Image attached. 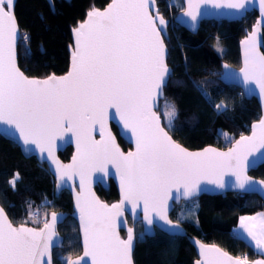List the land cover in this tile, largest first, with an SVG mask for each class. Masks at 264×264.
<instances>
[{"label":"snow or ice","instance_id":"snow-or-ice-1","mask_svg":"<svg viewBox=\"0 0 264 264\" xmlns=\"http://www.w3.org/2000/svg\"><path fill=\"white\" fill-rule=\"evenodd\" d=\"M250 3L252 0H187L184 15L195 22L201 15V5L242 12ZM154 4L155 0H111L103 11L93 8L87 19L73 29L71 70L64 76L37 79L26 76L16 64L19 29L14 0H0V123L14 126L25 145L46 150L62 184L66 183L65 177H80L81 194L76 197V207L84 252L76 260L66 258L64 264H88L85 257H91V264H132L133 229H127L126 239L117 231V218L122 216L125 202H131L133 210L143 202L147 225H153L154 213L176 229L179 220L174 224L168 218V201L179 198L173 197V189L186 198L203 190L202 180L222 189L227 170L236 175L240 188H259L245 174L247 165L243 162L252 150L264 148V118L253 125L251 136L242 135L227 152L213 148L190 152L165 130L162 116L170 127L176 108L166 103L162 113L157 110L170 69L160 35L166 21L158 10L152 14ZM259 6L264 14V0H259ZM255 36L254 30L243 42L244 67L240 71L246 82L254 81L264 93V54ZM195 86L208 97L200 85ZM215 107L221 110L226 106L221 102ZM110 109L134 137L135 151L125 154L116 144L107 128ZM97 125L100 140L92 135ZM67 132L76 136L77 155L71 165H62L55 159L53 146ZM109 164L115 166L122 190L121 203L111 206L86 190L89 172L95 168L105 170ZM18 178L17 173L10 181L13 187ZM58 221V214L52 212L51 220L45 219L42 228L23 224L15 227L0 208V264H52ZM240 223L250 243L264 252V216L241 217ZM200 248L202 260L195 264H249L246 257L234 259L215 246ZM253 264H264V260Z\"/></svg>","mask_w":264,"mask_h":264},{"label":"trees","instance_id":"trees-1","mask_svg":"<svg viewBox=\"0 0 264 264\" xmlns=\"http://www.w3.org/2000/svg\"><path fill=\"white\" fill-rule=\"evenodd\" d=\"M108 2L52 0L49 4L46 0H16L13 10L19 28L18 67L29 77L64 74L68 69L71 29L88 10L101 9ZM155 4L165 19L182 9L181 0H155ZM255 18L256 13L251 11L240 21H202L194 34L173 22L168 25L164 43L166 63L172 72L164 89V99L175 105L176 115L170 127L163 119L162 124L182 146L191 150L209 145L224 149L235 138L247 134L250 124L258 119L259 107L255 99H245L237 87L223 85L218 80L221 63L235 68L239 66L238 42ZM21 37H27V40ZM262 44L264 54V30ZM195 85H200L208 97ZM221 102L226 107L217 110L215 105ZM111 129L117 136L113 125ZM220 131L228 134L230 141L225 143ZM117 141L122 150L129 148L118 137ZM70 154L71 148L67 147L58 156L67 161ZM17 173L19 178L13 187L7 181L13 180ZM249 174L264 180V164ZM95 192L107 203L117 199L111 182L107 190L96 187ZM0 206L13 224L34 227L42 225V220L51 211L66 213L67 217L57 228L63 237V246L53 251V264H64L66 258L79 255L77 227L70 216L68 192L63 190L55 195L53 179L46 166L33 157L24 158L15 144L1 137ZM190 208L192 212H188ZM176 209L179 210L177 217L173 215ZM257 212L264 214L263 204L257 196L236 192L201 195L181 201L169 216L176 222L179 220L187 233L203 243L217 245L235 257H246L250 262L264 258V252L241 236L237 225L240 216ZM134 228L141 230L139 223ZM195 258V251L185 237L168 236L157 230L153 237L137 238L132 252L133 264H193Z\"/></svg>","mask_w":264,"mask_h":264},{"label":"water","instance_id":"water-1","mask_svg":"<svg viewBox=\"0 0 264 264\" xmlns=\"http://www.w3.org/2000/svg\"><path fill=\"white\" fill-rule=\"evenodd\" d=\"M14 0V5H15ZM69 1V0H65ZM49 4H51L52 0H46ZM111 3V0L101 9L99 10H104L107 8V6ZM182 3V9L179 10L171 19H165L166 21V26H164L163 31L161 32V38L163 39V42L165 39H167V27L170 24V22H173L175 25L178 27H181L185 29L186 31L194 34L196 33L199 24L202 21H215V22H220V21H225V22H232V21H240L246 13L254 11L256 13V18L253 22V24L250 26L249 30L245 31L244 36L239 40L238 42V54H239V66L237 68L232 67L228 64L221 63V73L218 76V80L223 84V85H231L237 87L243 97L245 99H255L258 107H259V117L257 120L252 122L249 126L248 133L243 135L245 137H249L252 135V130H253V125H258L259 121L264 118V93H261L258 85L254 81H245L243 74L241 73V68L244 67V52H245V44L243 43L245 40L249 39L253 31L255 30L256 36H255V41L257 44V47L259 48V51L262 53V43H263V30H264V14H262L260 6H259V0H252V3L248 4L246 6V9L242 12H237L236 10L228 9L226 7H220L216 8L212 4H204L201 5V15L197 18L195 22H192L189 17H186L184 15L185 10L187 9V0H181ZM96 9V8H95ZM92 9L88 10L84 18L76 24L74 28L71 29V47L69 48V57H68V69L67 71L62 74V75H55L57 77L64 76L66 75L70 70H71V60H72V52L74 51V32L73 29L77 28L80 23H83L87 19V13L91 11ZM150 11L152 12L153 15L156 14L157 8L156 4H154L151 8ZM193 24L195 26H193ZM18 25V24H17ZM158 27H160L158 25ZM19 29V28H18ZM18 39H19V33H18ZM17 39V42H18ZM17 46V44H16ZM165 52H164V58L166 62V55H167V48L165 46ZM263 54V53H262ZM16 64H17V54H16ZM167 64V63H166ZM225 65L227 67H225ZM18 66V65H17ZM168 66V65H167ZM170 69V75H171V68L168 66ZM20 69V68H19ZM21 70V69H20ZM22 71V70H21ZM23 72V71H22ZM54 74H49L48 76H51ZM46 76V77H48ZM29 77V76H28ZM43 78H37V79H44ZM29 78H36V77H29ZM169 78V77H168ZM168 81V79H167ZM164 99V98H163ZM161 99V100H163ZM160 100V101H161ZM159 101V103H160ZM158 110V109H157ZM111 125H113L116 129L117 136L113 133L111 129ZM107 128L111 131V134L113 137H115V142L119 146L120 150L127 154L130 151H135V139L132 137L131 132L128 129H125L123 127L122 121L119 119L117 115H115V110L110 109L109 110V115L107 119ZM166 130V129H165ZM167 131V130H166ZM92 135L94 139L100 140V133H99V126H96V129L92 132ZM170 135V134H169ZM0 137L12 142L17 146L19 149L20 154L24 158H30L33 157L38 163H43L47 170L48 173L51 175L54 183V193L55 195H58L61 191H67L70 200H71V209L72 212L70 213V216L73 218V220L76 223L77 227V233H78V243L80 246V253L76 257L71 258L72 260H76L79 257L83 256L84 252V243H83V232L81 229V221H80V214L79 210L76 207V197L81 194V189H80V177L79 175H74L72 179H67L65 177L66 183H61L59 180L57 173H56V165L52 162V160L48 157L47 151L41 152L39 148H37L35 145H25L23 141L19 138V132L14 128V126H10L7 124L0 123ZM117 137L120 138L122 141H124L129 148L127 150H122L120 145L118 144ZM241 136L235 138L228 147L222 149V148H217L215 146H205L200 149L196 150H191L188 149L184 146H181L186 148L190 152H199L202 151L205 148H213L216 149L219 152H227L230 148L235 146V142L240 139ZM174 140V139H173ZM177 142V141H176ZM178 143V142H177ZM70 147L71 148V154L68 158L67 161H62L58 153L62 152L65 148ZM258 148V145H257ZM53 152L55 159L59 161L60 164L62 165H71L73 163V157L77 155V139L76 136L71 133H63L62 136L58 137L53 146ZM244 164L247 165L246 167V175L248 178H250L252 181L256 182V184L259 185V188L255 190H246L244 188H240L239 182L237 181L236 175L233 174L232 170H227L223 174V181L225 182V187L224 188H217L215 184H211L208 182V180H202L200 187L203 189L200 191L198 194L192 196V197H184L183 195L177 193L176 189L172 190V195L173 197H179L178 199H170L168 201L169 204V209H168V218L170 219L169 214L173 211L175 205H179L181 201H189L193 198H197L201 195H220L223 193H243V194H253L257 196L264 208V184H260L261 181H264L263 179L255 178L249 174L251 170H255L258 166L264 164V148H258V150L254 149L251 151L250 154L247 155L246 160L243 162ZM212 179H215V177H211ZM112 183L113 186L115 187L116 193H117V199L113 202L107 203L106 201L102 200L99 198V196L95 192V188L99 186L103 190H107L109 183ZM90 189L92 193L95 194V197L102 203L107 204L109 206L113 204H119L121 203L122 200V190H121V183H120V176L115 168L114 165H107L105 170H100L99 168H95L91 170L87 176L86 179V190ZM183 192V188L180 189V193ZM0 208H2L0 206ZM5 212V211H4ZM56 212L59 216V221L56 223L55 226V237L53 238L54 240V247L52 249V264H53V251L58 250L63 246V237L59 234L57 228L58 226L65 220L67 217L66 213H63L61 211H51L47 218L49 221L51 220V213ZM6 214V213H5ZM154 216V223L153 225L149 226L147 225V222L144 220V212H143V202H140V206L135 208L133 210V205L131 202H125L123 206V214L122 216L117 218L118 221V226H117V231L122 239L127 238V229L132 228L133 229V248L132 252L134 249L135 241L137 239L136 235V230L134 228L135 224L139 223L141 227V233L143 237H153L155 235V231H159L163 234H166L168 236H179V237H185L189 244L192 246V248L195 251L196 258L193 261V264L197 260H202L201 256V248L200 245H207V246H215L216 248H219L221 251H224L220 247L214 244H207L203 243L201 240L198 238L190 235L187 233V231L179 224V227L174 229L169 225H166L164 221L160 220L158 217H155V214H152ZM8 217V216H7ZM9 219V218H8ZM10 220V219H9ZM172 220V219H170ZM173 223L175 224L176 221L172 220ZM122 222V223H121ZM21 224H13L15 227H19ZM26 227L29 228H42L43 224L40 225L39 227H34L31 225H26L23 224ZM123 232V234H121ZM229 256L232 258H237L228 252H226ZM47 257H45V260ZM85 260L88 261V264H91V257H85ZM131 259H132V253H131ZM257 260H264V258H258L254 259L249 262V264H253L254 261ZM83 264V262H82ZM133 264V261H132Z\"/></svg>","mask_w":264,"mask_h":264},{"label":"rangeland","instance_id":"rangeland-1","mask_svg":"<svg viewBox=\"0 0 264 264\" xmlns=\"http://www.w3.org/2000/svg\"><path fill=\"white\" fill-rule=\"evenodd\" d=\"M166 103L169 104V105H171V103H170L168 100H166V99H163V100L160 101V103H159V104H160L159 112L162 113V112L165 110V104H166ZM162 119H163L164 124H165V125H168L167 121L164 119L163 116H162ZM220 135L222 136V139H224V142H225V143H227L228 141H230V136H229L228 134H226L225 132L220 131ZM10 181H12V180H8L7 183H8L9 185H12V184L10 183ZM43 203H44V204H49V202H47V201H43ZM192 207H193V206H192ZM190 209H191V210H190ZM190 209L188 210V212H192V208H190ZM178 214H179V210L176 209V210L173 212V215H174L175 217H177ZM244 217H257V216H244ZM257 218H258V217H257ZM45 219H46V218H45ZM45 219L42 220V223L44 222ZM136 235H137V238H139V239H143V235H142L140 229H138V230L136 231ZM240 235L243 236V237H248L247 234L244 233V232H242V231L240 232ZM248 238H250V237H248ZM250 239H251V238H250Z\"/></svg>","mask_w":264,"mask_h":264},{"label":"crops","instance_id":"crops-1","mask_svg":"<svg viewBox=\"0 0 264 264\" xmlns=\"http://www.w3.org/2000/svg\"><path fill=\"white\" fill-rule=\"evenodd\" d=\"M244 216H246V215L240 216L239 219H238L237 232L239 234H240L241 231L244 232V233H246V231L241 227V223H240L241 217H244ZM247 216H257L258 218H260L261 216H264V214L261 213V212H257V213H254L252 215H247ZM246 238H248V237H246ZM248 239L251 240L250 238H248Z\"/></svg>","mask_w":264,"mask_h":264},{"label":"flooded vegetation","instance_id":"flooded-vegetation-1","mask_svg":"<svg viewBox=\"0 0 264 264\" xmlns=\"http://www.w3.org/2000/svg\"><path fill=\"white\" fill-rule=\"evenodd\" d=\"M110 184V183H109ZM97 187H99V186H97ZM109 187V186H108ZM102 189V188H101ZM103 190V189H102ZM123 233V232H122Z\"/></svg>","mask_w":264,"mask_h":264}]
</instances>
